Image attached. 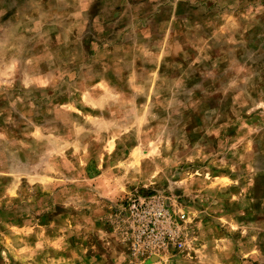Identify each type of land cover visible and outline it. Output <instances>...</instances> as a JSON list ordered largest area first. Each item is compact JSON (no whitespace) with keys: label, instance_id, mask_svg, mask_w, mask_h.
<instances>
[{"label":"rangeland","instance_id":"1","mask_svg":"<svg viewBox=\"0 0 264 264\" xmlns=\"http://www.w3.org/2000/svg\"><path fill=\"white\" fill-rule=\"evenodd\" d=\"M0 264H264V0H0Z\"/></svg>","mask_w":264,"mask_h":264}]
</instances>
